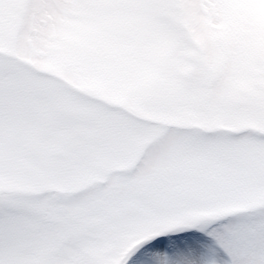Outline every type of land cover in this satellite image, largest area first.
I'll return each mask as SVG.
<instances>
[{
  "label": "snow or ice",
  "instance_id": "snow-or-ice-1",
  "mask_svg": "<svg viewBox=\"0 0 264 264\" xmlns=\"http://www.w3.org/2000/svg\"><path fill=\"white\" fill-rule=\"evenodd\" d=\"M0 264H264V0H0Z\"/></svg>",
  "mask_w": 264,
  "mask_h": 264
}]
</instances>
